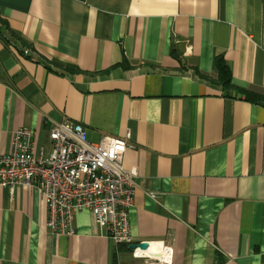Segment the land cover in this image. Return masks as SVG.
I'll return each mask as SVG.
<instances>
[{
  "label": "crops",
  "instance_id": "1",
  "mask_svg": "<svg viewBox=\"0 0 264 264\" xmlns=\"http://www.w3.org/2000/svg\"><path fill=\"white\" fill-rule=\"evenodd\" d=\"M53 122L130 135L131 235L171 253L89 209L55 233L37 189L0 185V264H264V0H0V154L20 127L50 151Z\"/></svg>",
  "mask_w": 264,
  "mask_h": 264
},
{
  "label": "built area",
  "instance_id": "2",
  "mask_svg": "<svg viewBox=\"0 0 264 264\" xmlns=\"http://www.w3.org/2000/svg\"><path fill=\"white\" fill-rule=\"evenodd\" d=\"M49 138L52 148L47 151L35 146L29 128L16 130L9 151L0 154V185L12 192L19 184L37 189L48 208L47 225L55 233L72 234L75 213L89 209L115 241L135 243L129 210L136 183L123 164L130 135L105 136L93 143L81 124L53 122ZM163 251L171 253L167 247ZM134 252L150 256L140 248Z\"/></svg>",
  "mask_w": 264,
  "mask_h": 264
},
{
  "label": "trees",
  "instance_id": "3",
  "mask_svg": "<svg viewBox=\"0 0 264 264\" xmlns=\"http://www.w3.org/2000/svg\"><path fill=\"white\" fill-rule=\"evenodd\" d=\"M217 69H218V79L221 81L224 85H230L231 84V71L228 66V64L223 60L222 57H218L217 59ZM246 97L248 99L255 100L258 98V96H255V93L246 91Z\"/></svg>",
  "mask_w": 264,
  "mask_h": 264
},
{
  "label": "bare ground",
  "instance_id": "4",
  "mask_svg": "<svg viewBox=\"0 0 264 264\" xmlns=\"http://www.w3.org/2000/svg\"><path fill=\"white\" fill-rule=\"evenodd\" d=\"M143 253H148L151 255H159V256H163V252L160 248V246L156 243H151L150 247L146 250H143Z\"/></svg>",
  "mask_w": 264,
  "mask_h": 264
},
{
  "label": "water",
  "instance_id": "5",
  "mask_svg": "<svg viewBox=\"0 0 264 264\" xmlns=\"http://www.w3.org/2000/svg\"><path fill=\"white\" fill-rule=\"evenodd\" d=\"M129 247L131 249H137V248H140V249H143V250H146L150 247V243L147 242V241H142V242H135V243H131L129 245Z\"/></svg>",
  "mask_w": 264,
  "mask_h": 264
}]
</instances>
